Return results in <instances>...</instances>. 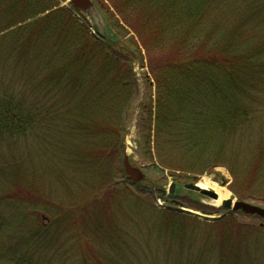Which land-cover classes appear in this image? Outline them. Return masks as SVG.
Masks as SVG:
<instances>
[{
	"label": "trees",
	"instance_id": "16d2710c",
	"mask_svg": "<svg viewBox=\"0 0 264 264\" xmlns=\"http://www.w3.org/2000/svg\"><path fill=\"white\" fill-rule=\"evenodd\" d=\"M107 2L118 40L56 0H0V264H259L247 246L264 225L159 209L151 181L125 178L144 61L122 37L155 83L153 112L138 113L145 156L192 174L224 166L239 199L264 205V0Z\"/></svg>",
	"mask_w": 264,
	"mask_h": 264
},
{
	"label": "rangeland",
	"instance_id": "374dc122",
	"mask_svg": "<svg viewBox=\"0 0 264 264\" xmlns=\"http://www.w3.org/2000/svg\"><path fill=\"white\" fill-rule=\"evenodd\" d=\"M56 1L60 7L61 5H66L68 0H56ZM104 1L106 3H108L107 0H104ZM108 8H109V10H113L111 7H108ZM103 11L105 12L103 17H104L105 21L107 22V18L110 19L111 15L108 12H106L105 9H103ZM103 17H101V18L103 19ZM88 18H85V19L89 20L88 24L92 25L93 29H95L99 32H104V30H105L104 19H103V21H101V24H98V23H95V21L93 19H91V17L89 19ZM110 24H111V22H110ZM109 28H111V30L109 31V34H107L109 36H106V37L113 38V39L115 37H117V40H118L119 35L111 27V25H109ZM126 34L127 35L125 37H122V40L126 41L127 44L130 45L131 50L134 51L136 55H138V53H140L143 56V61H144L143 63L144 64H143V66H140V63L136 58H134V61H132V64H133L132 71L134 74V80H133V82H134L133 90L134 91L132 94L133 102L131 104V109L129 111L130 116L128 117V124H126L127 127L125 128L124 133H123L124 134L123 154L125 156H127L128 159L130 160V162H132L134 165H139V167L142 168V171L144 172V174H146V180H145V182H142L143 184H141V183L139 184L140 187H143L144 189H148L147 182L150 183V181H151L152 182L151 184L155 185L156 181L160 178L161 179L160 183H159L160 184V188H159L160 192L157 191L156 187H150L154 191V193H152V194H153V196L160 195L162 197H165V196L169 197L168 189H169V186L171 185L170 182L177 180V184L180 185L183 183L182 177L181 176L176 177L175 175H170V173L166 172L167 170L162 171V173L160 171H158L157 168H154L150 164V163H152L151 159L147 158L145 156V153L142 151L141 145L138 144L139 143L138 140L140 138V136H139L140 135L139 134L140 128L137 124L138 120H139L138 113H140L141 107H142V111H145V112L148 111L147 114H149V112H150L149 109L153 108L152 105H151V107H149V104H148L149 102H148L147 96H149L152 100L155 99V94H154L155 93V90H154L155 84H154L153 80L151 79V75H150L149 69L147 67L146 55L144 53L145 51L142 50V48L138 44V48L140 50V52H138V50L135 48L136 43L129 38L131 36V33L128 31ZM147 80L149 83L147 82ZM150 80H152L153 84L151 83ZM142 103H143V106H142ZM122 159H123V156H122ZM122 159H121V161H122ZM75 168L77 169L78 167H75ZM75 170L66 173V176H68L74 182L75 186L78 189V186L76 184V177H77V179H79V181H82V179H81L82 176L78 172H76ZM214 171H215V173L200 175V178L197 177L198 178L197 181L198 182L201 181L203 183H208L207 188H211V189L215 190L217 193H219V192H221L223 194L226 193L227 194L226 197L237 198V196H235V197L233 196V193L229 189L231 176H230L228 170L226 168H224L223 166H218V167H216V169ZM120 175H121V173L117 169L115 171L113 170V176L115 177L114 178L115 182L122 183L118 179V177H121ZM110 176L112 178V175H110ZM172 177H174V178L172 179ZM221 179L225 180L227 182V184L222 186L220 184ZM144 184H146L147 186H144ZM108 185H109V183L107 184L106 188H104V189L111 187ZM54 187H56L55 184L51 188H54ZM104 189H103V192L105 191ZM145 191H147V190H145ZM79 193L81 194V192H79ZM51 194H53V193H51ZM189 194L192 198L198 199L199 204H201L202 206H205V208H207V210L212 208V206L217 207L221 203V201L219 203H216V200H214V199L198 196L197 193L195 194V193L190 192ZM148 195L151 196V194H148ZM226 197H224V198H226ZM64 200L65 199H59V201L61 203ZM156 201L158 204H159V202H161V201H158V198H156ZM182 202H184V201H182ZM208 205H210V206H208ZM262 206H264V205H261V207ZM225 210H227V209H224V208L218 209V214H220L221 212L225 213L226 212ZM227 211L230 212V210H227ZM240 213L234 212L238 221L241 223L247 222V223H253V224H259V223L264 224L263 218L256 217V216H245V215H242ZM213 216H217V215L213 214ZM90 234H91V238L94 240V243H95V238H96V242H97V245L95 243V246L97 247L96 249H98L100 252L102 251L103 253H106L107 248L105 246H107V245H106L105 239L103 237L104 235H102L101 232H97L95 234L90 233ZM198 235L199 234L193 233V236H195V237ZM249 244L250 245L247 246V248H250V257L251 258L255 257L259 261V264H264V234H262V239H261V235H260V237L259 236L253 237L252 241H250Z\"/></svg>",
	"mask_w": 264,
	"mask_h": 264
},
{
	"label": "water",
	"instance_id": "95a60500",
	"mask_svg": "<svg viewBox=\"0 0 264 264\" xmlns=\"http://www.w3.org/2000/svg\"><path fill=\"white\" fill-rule=\"evenodd\" d=\"M70 2L73 4V6H75L80 10H87L89 7L93 6L91 0H71ZM129 164L130 163L127 157H125L123 160V165H124V171L128 175V177L133 181H140L141 179H143L142 172L138 168H135ZM186 187L193 188L198 192H201V194L210 196V198L211 197L217 198L216 193L213 191H208L206 189H202L198 186H193V185H187ZM222 206L225 208L232 207L233 209H241L245 213L257 214L264 217V209L263 208L261 209V207L255 204H251L243 201L232 202V200L230 199H225L222 200Z\"/></svg>",
	"mask_w": 264,
	"mask_h": 264
},
{
	"label": "bare ground",
	"instance_id": "6f19581e",
	"mask_svg": "<svg viewBox=\"0 0 264 264\" xmlns=\"http://www.w3.org/2000/svg\"><path fill=\"white\" fill-rule=\"evenodd\" d=\"M91 15L94 16L95 18H99V16L97 15V13H96L95 10H94V13H92ZM92 16H91V17H92ZM198 184H199L201 187H208V186H207L208 183H203V182L200 181ZM217 194H218V198H217V200H216V203H219V202L221 201V199H223L224 197L227 196L226 193L223 194V193L219 192V193H217Z\"/></svg>",
	"mask_w": 264,
	"mask_h": 264
}]
</instances>
